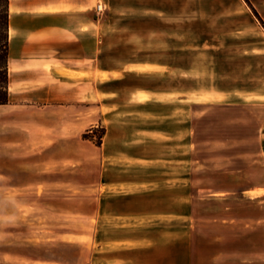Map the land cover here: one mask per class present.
Segmentation results:
<instances>
[{
	"label": "crops",
	"instance_id": "1",
	"mask_svg": "<svg viewBox=\"0 0 264 264\" xmlns=\"http://www.w3.org/2000/svg\"><path fill=\"white\" fill-rule=\"evenodd\" d=\"M96 10V0H9L0 191H39L47 211L72 220L86 191L88 216L103 229L100 241L121 245L100 264H140L144 249L168 258L177 245L192 244L198 209L218 206L224 194L264 190L259 182L241 183L239 168H210L207 157L193 151L203 142L195 140L193 106L202 118L211 109H236L251 93L217 88L197 95L173 82L190 73L167 59L102 60ZM138 64L170 70L125 71ZM252 94L264 104V91ZM194 95L200 99L193 101ZM93 128L105 129L100 145L84 137ZM257 144L264 164V116Z\"/></svg>",
	"mask_w": 264,
	"mask_h": 264
},
{
	"label": "rangeland",
	"instance_id": "2",
	"mask_svg": "<svg viewBox=\"0 0 264 264\" xmlns=\"http://www.w3.org/2000/svg\"><path fill=\"white\" fill-rule=\"evenodd\" d=\"M248 1L96 0L97 54L107 62L142 55L145 59H167L190 73L186 79L173 82L192 86L197 95L201 89L217 88L250 92L249 99H241L236 109L218 113L211 109L202 118L194 116L199 108L193 106L195 140L203 141L193 151L206 156L210 168H239L241 183L259 182L264 186V164L258 161L257 146L264 104L252 96L253 92L264 91V0ZM152 47L163 50H147ZM139 66L145 68L132 69ZM169 70L138 64L125 71L166 75ZM197 95L193 101L200 99ZM195 168L198 170V164ZM224 176L231 181L230 174ZM80 193L81 211L72 220L66 213L47 211L39 191H28L26 195L24 191H0V264L106 262L104 255L109 259L107 254L121 245L100 241L103 229L88 216L86 191ZM222 200L218 206L209 203L198 209L190 246L177 245L176 254L168 258L144 249L137 261L264 264V190L258 194H224Z\"/></svg>",
	"mask_w": 264,
	"mask_h": 264
},
{
	"label": "trees",
	"instance_id": "3",
	"mask_svg": "<svg viewBox=\"0 0 264 264\" xmlns=\"http://www.w3.org/2000/svg\"><path fill=\"white\" fill-rule=\"evenodd\" d=\"M250 3L248 0H246ZM255 14L259 17L257 11ZM8 58H9V0H0V104L9 101L8 93ZM105 129L93 128L84 134L87 139L94 140L98 145L102 143Z\"/></svg>",
	"mask_w": 264,
	"mask_h": 264
},
{
	"label": "bare ground",
	"instance_id": "4",
	"mask_svg": "<svg viewBox=\"0 0 264 264\" xmlns=\"http://www.w3.org/2000/svg\"><path fill=\"white\" fill-rule=\"evenodd\" d=\"M153 67V66H152ZM142 68H145V67H143V66H139V67H135V68H132V69H142ZM154 68H157V67H154Z\"/></svg>",
	"mask_w": 264,
	"mask_h": 264
},
{
	"label": "built area",
	"instance_id": "5",
	"mask_svg": "<svg viewBox=\"0 0 264 264\" xmlns=\"http://www.w3.org/2000/svg\"><path fill=\"white\" fill-rule=\"evenodd\" d=\"M99 8H101V7L99 6Z\"/></svg>",
	"mask_w": 264,
	"mask_h": 264
}]
</instances>
